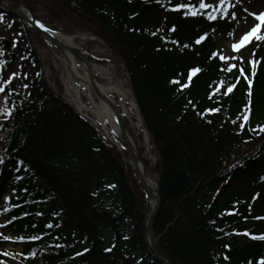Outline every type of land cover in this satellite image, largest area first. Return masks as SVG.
I'll list each match as a JSON object with an SVG mask.
<instances>
[{
	"label": "trees",
	"instance_id": "1",
	"mask_svg": "<svg viewBox=\"0 0 264 264\" xmlns=\"http://www.w3.org/2000/svg\"><path fill=\"white\" fill-rule=\"evenodd\" d=\"M18 1L35 14L41 6L51 23L68 21L120 54L158 151L154 234L169 263L259 264L264 241L251 236L264 235V185L255 179L264 176V42L241 51L255 53L257 62L252 113L242 129L252 68L241 75L243 65L231 71L220 60L217 33L228 30L230 40L240 25L225 20L226 10L209 20L213 12L189 0ZM11 62L0 54L2 74ZM192 68L202 71L189 81ZM27 87L23 99L4 81L11 115L0 123V199L10 193L5 227L26 262L160 264L145 243L148 205L134 171L43 76L29 78Z\"/></svg>",
	"mask_w": 264,
	"mask_h": 264
},
{
	"label": "rangeland",
	"instance_id": "2",
	"mask_svg": "<svg viewBox=\"0 0 264 264\" xmlns=\"http://www.w3.org/2000/svg\"><path fill=\"white\" fill-rule=\"evenodd\" d=\"M13 1L25 5L18 0H0V4L6 8H11L15 7ZM189 1H192L194 4L197 3L198 6H200L201 3L209 5L210 7L203 9L205 12L226 10V21L240 22V25L233 28L230 33V40H227L223 34L224 32L227 35L228 30L225 29L223 32L217 33L215 41L218 54L219 57H225L224 60H220L228 69L231 65H235V67L231 68V71L235 69L238 70V66L242 65L243 69H245V67L248 68L249 65L252 66L251 61H253V55L247 52H240V57L238 58L232 50V44L238 43L244 34L250 31L257 23H260L251 15V13L261 11L251 8V4L254 0H225L223 7H220L221 0ZM27 9L31 11L29 8ZM35 10L37 11L36 14L34 12L32 14L44 28L46 27L53 32L62 33L65 36H71L74 47L84 52L91 59V63H93L94 66L98 68L102 67L107 70L108 75L105 77L99 73L95 74V79L101 86L103 85L106 88L117 87L126 94L125 99L115 93H109L108 95L121 110L124 126L131 139L133 148L136 150L137 157L140 158L146 171L149 169L153 176L157 175L158 179V152L153 144L152 136H150L148 129L144 125L142 116L139 113V108L134 100V93L132 92V84L130 83L125 63L120 54L111 49L106 40L97 38L89 31L87 32L79 27L76 28L68 21L64 23H51L49 13L43 10L41 6H36ZM233 15L235 16L234 19ZM26 29H29V27L24 22L22 24L15 16L0 11V54L4 53L12 58L10 67L3 72V74L0 69V88H3L4 81H8V79L12 78L13 73H15L16 76L12 79L11 83L12 88H15L21 98L26 99L28 87H24V85H27V80L38 75L43 76L46 84L50 86L51 90L66 104L73 107L80 116L85 117L90 124L94 125L101 137L105 138L107 142L118 150L123 162L132 169L131 159L127 151L125 152L124 148L120 146L118 138L114 137L110 127H108V132L112 140L102 134L100 123L95 119L93 114L95 110L94 104H98L96 98L92 95L90 99L86 87L79 85L77 81H73L69 87L71 90H77L80 105L75 102L76 98L72 91L70 90L68 93L66 80L69 76L70 69L66 53L55 48L52 44L37 38L35 34L28 33ZM258 34L264 35V24L261 25ZM255 41L256 40L253 39L246 46L252 45ZM33 53L37 55L38 66L35 65L33 61ZM233 57L236 58L234 59ZM75 65L77 72L82 74L79 64L75 63ZM5 101H7V104H5ZM8 112H10L8 108V99H6V95L2 92L0 93V123L8 116ZM3 140L4 137L0 134V147ZM255 179L256 181L260 180L262 185H264V176L259 175L258 178ZM248 181L249 179L244 180L242 184H247ZM9 194V192L5 193L0 199V236H4V242L0 243V264H28L26 258L19 251L16 240L12 236H9L5 227L6 219L4 216V206L9 199ZM5 198H7V200ZM148 201L146 197L145 202H147L148 205L146 210L147 218L150 213V204ZM255 202L254 197H251L250 203L255 204ZM230 237L231 235H229V238Z\"/></svg>",
	"mask_w": 264,
	"mask_h": 264
},
{
	"label": "water",
	"instance_id": "3",
	"mask_svg": "<svg viewBox=\"0 0 264 264\" xmlns=\"http://www.w3.org/2000/svg\"><path fill=\"white\" fill-rule=\"evenodd\" d=\"M13 4H15L17 8H13V7L6 8L1 4L0 6L4 8L6 11L17 16L22 22H25L27 25H29V27L33 31L38 33L44 41L52 43L54 46H57L63 52L71 54L76 61H82V63L85 64L86 73L88 74L87 75L88 84L90 85L91 92L93 93V95H95L97 100H99L100 102H104L110 106L117 127V132H118L117 137L120 139L123 147L127 151L129 158L131 159L132 170H134L135 175L137 179L140 181L146 196L149 198L151 191L148 189L144 181L141 179V171L139 169L140 163L142 164L143 167L145 166L141 162L140 158L137 157L135 148H133L132 143L130 141V137H128L127 131L125 127H123L122 117L120 116V112L117 105H115L114 102H112L106 95L99 94L97 90V85L95 84L94 73L92 70V63L90 62L89 58L79 49H76L69 45L66 46L59 40L54 39L48 32L44 31L43 28L38 24V22H36L32 12L29 11L25 6H24L25 9L30 13V17L26 16L24 13H21L19 11V8L22 7L21 4L15 1H13ZM155 177H157V175H155ZM158 186L159 183L158 181H156L157 197L155 200L156 201L155 204L151 207L149 211L150 213L146 221L147 224L145 228V234H146L145 243L148 246L152 256H155V258L157 259L158 262H160V264H170L169 261L166 259V257L160 253L158 246L156 245L155 234H154V224H155L154 221L158 213L157 211L160 207Z\"/></svg>",
	"mask_w": 264,
	"mask_h": 264
},
{
	"label": "bare ground",
	"instance_id": "4",
	"mask_svg": "<svg viewBox=\"0 0 264 264\" xmlns=\"http://www.w3.org/2000/svg\"><path fill=\"white\" fill-rule=\"evenodd\" d=\"M251 8L259 9V10H261L260 12H264V0H254V2L251 4ZM19 11L21 13H24L26 16L30 17L29 11H27L24 6L20 7ZM260 12H257V14ZM42 28L44 31H45V29H47L46 32H48L54 39L59 40L60 42H62L66 46L69 45L71 47H74L71 36H68V35L65 36L62 33L53 32L46 27L45 28L42 27ZM66 55L68 56L67 59L69 61V69H70L69 70V76L66 80V86H68V89H67L68 93L71 90L69 85L73 81H77L79 83V85L86 87L87 91L89 92L88 95H90V99H91L92 93H91L90 85L88 84V77H87L88 74L86 73L85 64L82 63V61H75V59L69 53H66ZM75 63L79 64V67L82 71V74H79L77 72ZM92 70H93L94 74L99 73L100 75L102 74L104 77L108 75L107 70L105 68H102V67L98 68V67L94 66V64H92ZM95 84L97 85V90H98L100 95H106L108 97L109 93H112V94L115 93V94H118L123 99L126 98V94H124L117 87L106 88L103 85L101 86L97 81H95ZM71 91L76 98L75 102L78 105H80V100H79V97L77 96V90L74 89ZM94 106H95V110L93 111V114H94L95 119L100 123V128L102 129V134L105 135V137L111 139L109 137L108 127H110V129L114 135L117 134V127H116L115 119H114V116L112 114V110H111L110 106L107 105L106 103L100 102V101H98V104H94ZM139 169L141 171V179L144 181V183L146 184L148 189L151 191L150 196L148 198V200H149L148 202H149L150 208H151L156 202L155 200L157 197V193H156L157 192V190H156L157 179L154 178V176L151 174V171H146V169H144V167L142 166L141 163L139 164Z\"/></svg>",
	"mask_w": 264,
	"mask_h": 264
},
{
	"label": "snow or ice",
	"instance_id": "5",
	"mask_svg": "<svg viewBox=\"0 0 264 264\" xmlns=\"http://www.w3.org/2000/svg\"><path fill=\"white\" fill-rule=\"evenodd\" d=\"M225 3V0H221L220 2V7H223ZM206 7H210L209 5H206L205 3H201L200 4V9H205ZM178 10V9H177ZM188 14L190 15H197L198 12L196 9L194 8H190L189 9V12ZM251 15H253L254 19L259 21L260 23H257L254 27L251 28L250 31H248L246 34H244L238 43H233L232 44V50L233 52H238L240 49H242L243 47H245L247 44H249L253 39H255L256 41L258 42H264V35H261V34H258L259 33V30L261 28V25L264 24V12H260V13H251ZM209 20H214L216 19V16H215V12H213L212 14L208 15L207 17ZM235 18V16L233 15V19ZM41 27H43V25H40ZM45 31H47V29H45ZM171 31H175V27L173 26V28L171 29ZM206 37L205 36H201V37H198L196 40H195V43L196 44H200L203 40H205ZM173 43H177L175 40L172 41ZM184 48H188L190 47V45L188 44H184L183 45ZM216 53H213V56H215ZM253 55L255 56V53H253ZM234 59L236 57H233ZM221 60H224L225 57L221 56L220 57ZM252 63V78H247V82H248V91H247V96L249 97V100H248V103H247V106H246V114L243 116V120H244V124L241 125V128L243 129L244 125L248 123L249 119H250V115L252 113V104H253V85H254V77L256 76V68H257V62L255 60L251 61ZM4 67L3 64H0V69H2ZM232 67H235V65H231L229 67V70H231ZM202 71V69L200 68H192L189 70V72L187 73V76H188V80L191 81L192 77L197 74L198 72ZM240 73L241 75H244V70L243 68L240 69ZM16 76L15 73H13L12 75V78L8 79V84H11L12 83V79H14ZM173 83H179V81H173ZM188 85L185 84V85H182V88L181 90L183 89V87H187ZM24 87H27V85H24ZM233 87L234 86H230L228 87L227 89V93L230 94L232 93L233 91ZM4 92V88H0V93ZM5 104H7V101H5ZM210 111H214V112H219L220 109H214V110H210ZM8 115H11V112H8ZM253 131H255V129H253ZM259 131L261 132H264V127H260L259 128ZM0 163H3V160L2 158H0ZM110 187H113V186H110ZM7 200V198H5ZM255 199V197H254ZM258 219H264V217H258ZM244 235H249L248 233H244ZM127 238V237H125ZM252 239L254 240H261V241H264V235H261V236H251ZM35 239V237L33 238ZM114 247V246H113ZM227 247V246H226ZM85 251H87V249H85ZM105 251H112L111 248H108V249H105ZM77 255H82V253H78ZM225 259H229V257L225 256ZM249 264H251V262H249ZM259 264H264V259H261L259 261Z\"/></svg>",
	"mask_w": 264,
	"mask_h": 264
}]
</instances>
